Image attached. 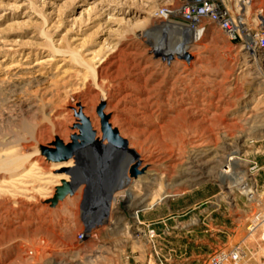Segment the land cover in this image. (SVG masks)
I'll return each instance as SVG.
<instances>
[{
  "label": "rangeland",
  "instance_id": "1",
  "mask_svg": "<svg viewBox=\"0 0 264 264\" xmlns=\"http://www.w3.org/2000/svg\"><path fill=\"white\" fill-rule=\"evenodd\" d=\"M219 2L249 17L250 34L263 25L264 0ZM180 4L0 0V264H206L235 245L245 253L238 264L264 261L263 224L247 238L264 207V52L251 56L239 38L203 21L188 59L162 58L150 34L175 50L157 27L184 25ZM101 101L144 169L132 189L147 197L134 217L124 203L111 214L98 204L128 171L127 155L95 147L78 163L61 164L38 150L78 132L77 104L107 145L96 112ZM115 113L133 134L112 121ZM201 150H208L199 160L208 159V177L189 183ZM228 155L239 164L222 184L220 160ZM61 167L74 168L77 183L51 206L55 187L70 179L56 173ZM249 190L263 203L250 201Z\"/></svg>",
  "mask_w": 264,
  "mask_h": 264
},
{
  "label": "bare ground",
  "instance_id": "2",
  "mask_svg": "<svg viewBox=\"0 0 264 264\" xmlns=\"http://www.w3.org/2000/svg\"><path fill=\"white\" fill-rule=\"evenodd\" d=\"M230 2H231V0H230ZM235 2L237 3V0H235ZM245 4H247V2H244V3L240 4V6L243 7ZM230 6L231 5L228 3L225 8L228 10V12L231 15V19L233 20V28L236 31H239L238 22L235 20V19H237L239 17V21L242 24L241 27H243L245 29V32H247V34H248L247 37L249 38V36H250V27H249V22H248L249 21V19H248L249 17H246V16L245 17H241L240 13H239V15L235 14L234 12L231 11V7ZM178 12H179V9H178ZM262 23L264 24V19H263ZM163 25H165V26H162L163 28H161V26L157 27V28H160L163 31L165 30L166 33L164 34V37L167 36V37H169V39H171L172 42H174L175 50H172V49L168 48L165 45H160L159 44L160 42L158 41L159 39L157 38V37H159V35L152 34L150 32L151 33L150 35H152L151 37L154 38V46H153L154 49H153V51L157 55L161 56L164 59H170V58L174 59L175 57L182 59V58H185L186 56L190 57V55L188 53L189 52L188 49H190L192 46H194L200 40V37L202 36L204 29L202 30V28L199 27L198 29L193 30V29H191L190 27H188L185 24L184 25H172V24H168V23L167 24L163 23ZM174 32L177 35H175ZM250 38H251V36H250ZM262 52H264V51H262ZM105 105H106V110L109 109V105H107V103ZM112 107H114V106H112ZM104 110H105V108L103 109V112H105ZM111 117H112L111 119H112L113 122H116V123L118 122L120 124V126H121L120 129L124 128L126 130V132H129L130 134H133L132 131L127 130L125 128L126 125H125L124 119L120 118V116L117 113L111 115ZM118 132H120L119 128H118ZM99 142H100L99 147L101 149H106V151L104 150L105 154H109V155L113 154L112 156H118V155H120V156H124L125 155L126 156L127 155L128 159H127L126 165H128V166H130L135 161V158H132V156H129V154L126 153L125 151H120V150H117V149L115 151L109 150V149L106 148V145H104L101 141H99ZM132 144L140 145V143H138V142H133ZM207 153H208V150H204V151L201 150V152H198L196 154L195 161L198 163L200 159H204V157L207 155ZM77 163H78V161H77ZM220 163H221L223 169L220 170L219 173H218L219 181L222 184H224L226 179L233 180L236 176L234 175V173H231V170L236 168V166H238L237 164H239V163L237 161H235L234 158H232L230 155L226 156L223 160L221 159ZM139 166H141V163H140ZM139 166H138V170H141V168ZM197 166H198L199 171L196 174H194L191 178L188 179L189 183L197 182V181L203 180L204 178L208 177V175L204 171L208 167V159L205 160V161L203 160V162H199L197 164ZM154 171L155 172H152V173H150L148 175L149 179H151V180L153 179V177L155 175H157L156 170H154ZM141 175H138L136 178L131 177L129 175V168H128V171H125L119 177V181L117 183H115V184L110 186V189H111L110 191L109 190L108 191H102V192H106V193H105V195H102L101 200L99 199L98 204H101L100 206H102V208L105 211V213L111 214V212L114 209H119V207H118L119 203L120 204L124 203V208L131 213L132 217H134V214L136 213V210L138 208H141L145 204V198L147 197V196H145L144 198L140 199V197L143 196V195H141V196L138 195L137 196L136 194H134V191L132 189L134 187V181H138L140 178H142ZM126 177H127V180L124 181V178H126ZM71 181H72V184H74V186H75V184L77 183L76 179H74V181L72 179ZM74 189H75V187H74ZM99 191H100V189H99ZM249 191H248V193H249L248 197L250 198V201H256V202H259L261 204L263 203V202H261V200H258L256 198L255 194H253L251 191L250 192ZM96 207H98V206H96ZM102 208L100 207V209H102ZM104 216H105V214L103 215V217ZM107 218L109 219V217H107ZM261 219H264V218H261ZM94 220H95L94 218L90 220L91 227L94 224L93 223ZM261 223L264 226V221L262 222V220H261V222L253 224V226L248 225V227H247V232H248L247 238H254V235L256 234L258 226L261 225ZM92 233H93V230L91 229V230H89L87 236L91 237ZM261 240L264 241V231H263V233L261 235ZM77 245H78V243H76V242L73 243V247L74 248L77 247ZM242 254L243 255L245 254L244 251H243Z\"/></svg>",
  "mask_w": 264,
  "mask_h": 264
},
{
  "label": "water",
  "instance_id": "3",
  "mask_svg": "<svg viewBox=\"0 0 264 264\" xmlns=\"http://www.w3.org/2000/svg\"><path fill=\"white\" fill-rule=\"evenodd\" d=\"M186 59L189 56L185 57ZM78 110L74 111V116L77 118L76 123L73 124L72 128L77 129V133L70 135V141L64 143L58 136H55L54 141L49 145H40L38 147L40 155H42L47 161L52 163H65L70 159L78 161V156L87 151H92L95 147H99L100 142L95 139V130L92 128L90 119L83 114L79 104ZM105 102L101 101L96 108V112L100 117V129L101 139L106 140V148L112 151L120 150L125 151L135 158V161L129 166V175L136 178L144 172V169L138 170L140 161L136 160V153L128 148L127 140L122 138L116 128H113L108 122L109 115L103 113ZM100 148V147H99ZM74 168L72 167H61L56 170V173H65L70 176L69 180H61L60 184L55 187L53 197L49 200L51 206H55L59 201L63 200L66 196H71L74 192V184H72L71 176Z\"/></svg>",
  "mask_w": 264,
  "mask_h": 264
},
{
  "label": "built area",
  "instance_id": "4",
  "mask_svg": "<svg viewBox=\"0 0 264 264\" xmlns=\"http://www.w3.org/2000/svg\"><path fill=\"white\" fill-rule=\"evenodd\" d=\"M179 15L181 22L193 30L199 27L203 21H208L217 25L231 39H240L241 45L246 53L253 56V53L264 51V24L257 30H252L249 38L233 28V20L228 10L219 0H180ZM249 0H237L238 5L248 2ZM241 8V7H240ZM235 23V22H234ZM255 38V39H253ZM264 206V204H263ZM264 207L260 208L254 215L250 224L264 221ZM262 225V223H261ZM260 226V225H259ZM258 226V227H259ZM243 251L239 245L231 247L227 251H219L210 256L206 264H238L243 257ZM259 264H264V261Z\"/></svg>",
  "mask_w": 264,
  "mask_h": 264
},
{
  "label": "crops",
  "instance_id": "5",
  "mask_svg": "<svg viewBox=\"0 0 264 264\" xmlns=\"http://www.w3.org/2000/svg\"><path fill=\"white\" fill-rule=\"evenodd\" d=\"M185 201H186V200H184V201H180V202H177V203H175V204H172V205H171L172 209H178L180 206L184 205Z\"/></svg>",
  "mask_w": 264,
  "mask_h": 264
}]
</instances>
